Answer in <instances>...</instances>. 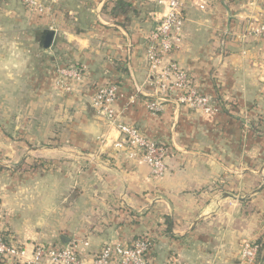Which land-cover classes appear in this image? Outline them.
Returning a JSON list of instances; mask_svg holds the SVG:
<instances>
[{
	"label": "crops",
	"instance_id": "crops-1",
	"mask_svg": "<svg viewBox=\"0 0 264 264\" xmlns=\"http://www.w3.org/2000/svg\"><path fill=\"white\" fill-rule=\"evenodd\" d=\"M41 1L46 11L23 0L0 5V118L60 139L37 147L52 169L0 172L5 235L29 250L89 241L88 259L107 243L146 236L153 264H242V242L264 241V34L256 32L264 0H184L171 59L200 94L233 105L202 112L173 90L157 113L148 103L162 94L147 58L163 11L155 0H126L129 9L116 13V0ZM44 29L55 32L48 49L38 43ZM61 67H77L82 79H63ZM112 83L113 121L91 103ZM121 123L169 147L164 175L115 146Z\"/></svg>",
	"mask_w": 264,
	"mask_h": 264
},
{
	"label": "built area",
	"instance_id": "built-area-1",
	"mask_svg": "<svg viewBox=\"0 0 264 264\" xmlns=\"http://www.w3.org/2000/svg\"><path fill=\"white\" fill-rule=\"evenodd\" d=\"M3 0H0V5ZM163 8L161 17L157 20L147 44V58L150 69L156 73L155 82L161 96L148 103L149 109L160 112L164 101L170 98L166 95L173 90L179 92L177 100L192 109L202 112L220 110L221 103L210 94H200L194 87L192 75L171 59L172 53L182 42L185 16L184 0H155ZM30 8L40 12L48 7L41 0H23ZM264 34V25L257 29ZM0 29V35H1ZM59 75L64 78L82 79V72L77 67H61ZM70 89V87H66ZM118 94L117 84H107L97 89L92 97V106L106 118L113 121L115 112L112 104ZM121 138L115 146L126 150L131 157L140 158L147 163L156 177L165 174L167 170L165 159L170 153L167 145L145 136L137 127L119 124ZM89 241L72 240L67 244H51L37 242L29 250L20 240L8 238L0 227V264H153L148 252L153 241L149 237H138L131 244L107 243L88 259L83 254V247L89 246ZM261 244L245 240L241 244L240 255L242 264H257L262 252ZM165 264H177L169 259Z\"/></svg>",
	"mask_w": 264,
	"mask_h": 264
},
{
	"label": "rangeland",
	"instance_id": "rangeland-1",
	"mask_svg": "<svg viewBox=\"0 0 264 264\" xmlns=\"http://www.w3.org/2000/svg\"><path fill=\"white\" fill-rule=\"evenodd\" d=\"M11 120L14 121L13 133L10 132L11 127L7 124L8 122L11 125ZM35 122L36 121L33 123ZM24 123L22 119H18L17 117L15 119L0 118V172L2 173L6 172L13 176L22 174L32 175L52 169L53 163L49 160L46 165H39V160L45 158H39L37 147L43 144L54 146L58 144V140L60 139H57V136L53 134L52 131L47 134L46 139H41L36 126H31V124H29L28 130ZM23 125L25 128H23ZM15 126H17L16 131ZM12 143L13 146L11 145ZM22 146L27 150L21 149ZM25 159L38 163V166H36V168L31 167L29 164L25 163ZM23 161L24 166L21 169H15V167L23 163Z\"/></svg>",
	"mask_w": 264,
	"mask_h": 264
},
{
	"label": "trees",
	"instance_id": "trees-1",
	"mask_svg": "<svg viewBox=\"0 0 264 264\" xmlns=\"http://www.w3.org/2000/svg\"><path fill=\"white\" fill-rule=\"evenodd\" d=\"M129 6H130V4H129V2H127L126 0H116V6H115L114 9H113V13H116V12H118L119 10L127 11V10L129 9ZM217 97H218V96H217ZM219 99H220V100H219ZM218 100H219L220 103H221V107H222V109H226V108L228 107V104L233 105V104H232L233 102H227V103H225V101H222L221 97H220V98L218 97ZM24 161H25V163L29 164V165H30L31 167H33V168H36V166H38V163L28 161V159H25ZM24 161H23V163H21L20 165H17V166L15 167V169H21V168L24 166ZM47 161H48V160H45V159L39 160V165H40V164H41V165H46ZM144 237H146V236H144ZM256 242L259 243V244H261V248H262V250H263V249H264V241H263L262 239H259V240H257Z\"/></svg>",
	"mask_w": 264,
	"mask_h": 264
},
{
	"label": "water",
	"instance_id": "water-1",
	"mask_svg": "<svg viewBox=\"0 0 264 264\" xmlns=\"http://www.w3.org/2000/svg\"><path fill=\"white\" fill-rule=\"evenodd\" d=\"M55 32L52 29H44L40 33V37L38 39V43L40 45V48L42 49H48L52 46L53 40H54ZM264 170V166L260 170V174H262V171ZM264 264V253L262 258V263Z\"/></svg>",
	"mask_w": 264,
	"mask_h": 264
}]
</instances>
